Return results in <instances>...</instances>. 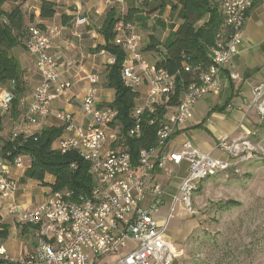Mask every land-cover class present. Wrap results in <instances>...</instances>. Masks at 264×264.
<instances>
[{
  "label": "built area",
  "instance_id": "1",
  "mask_svg": "<svg viewBox=\"0 0 264 264\" xmlns=\"http://www.w3.org/2000/svg\"><path fill=\"white\" fill-rule=\"evenodd\" d=\"M259 1L263 0H214L222 12L223 25L209 49L210 65L184 86L180 94L175 77L144 58L137 26L125 21L115 25L114 44L125 54L121 81L138 96L141 86L146 89L143 104L131 112L134 125L128 135L139 134L141 115L160 113L156 146L141 150L133 160L127 148L118 144L121 136L117 110L100 106L90 88L82 102V111L90 119V125L86 129L78 127L71 114L61 113L63 133L58 151L62 154L75 151L89 163V173L94 179L91 192L76 197L71 192H50L45 202L23 212L8 205L7 215L16 216L17 225L31 231L36 244L29 255L17 259L0 246V264H97L108 257L114 258L113 264H172L179 254L165 237L170 214L166 219L156 217L163 197L157 182L159 175L187 163V174L173 196L171 211L179 203L190 214L191 200L199 183L233 165L230 156L240 141L231 143L224 137L216 143L215 150L226 154L227 159L201 152L190 140L182 142L178 151H169L168 147L175 132L192 118L196 104L221 92L222 72L227 70L231 80L238 79L233 71L234 59L242 44L246 14ZM76 21L83 23L85 19ZM29 36L26 49L37 56V68L43 80L34 89L33 103L23 121L35 123L36 118L49 114L50 102L55 98L50 88L58 84L59 94L69 89L70 84L60 81L51 39L34 25L29 27ZM87 80L93 83L97 77L88 75ZM11 99L8 92L0 93V115L9 112ZM257 104L259 114L264 116L263 86L253 89V106ZM16 134L13 132L12 138ZM109 142L114 146L105 147ZM26 158L18 156L12 163L0 158L1 199L12 198L18 188L17 181L9 176V167L24 169ZM124 249L127 253L122 256Z\"/></svg>",
  "mask_w": 264,
  "mask_h": 264
},
{
  "label": "crops",
  "instance_id": "2",
  "mask_svg": "<svg viewBox=\"0 0 264 264\" xmlns=\"http://www.w3.org/2000/svg\"><path fill=\"white\" fill-rule=\"evenodd\" d=\"M41 1L26 0L22 5L25 26L28 30L31 23L40 25L42 32L51 39L52 52L56 56L58 71L61 75L60 81L68 82L70 88L58 94V84H54L50 88V93L55 95V98L50 102L49 114L44 118H36L35 123L24 122L23 116L33 103L34 89L42 82L43 77L37 68L36 55L29 53L24 46L12 48L10 54L24 72L27 92L18 107L19 115L16 118L11 116L10 111L1 115L0 149L2 142L9 140L13 132L29 136L40 132L44 127H63V121L59 117L61 113L71 114L74 124L78 127L86 129L90 125V119L82 111V102L89 89L93 88L96 101L100 106L108 105L114 99V91L106 87L104 79L105 67L112 63L113 57L105 51L96 50L97 47L105 44L101 33L103 22L110 12H113L117 18H121L130 9H142L141 3L146 0H46L55 4V15L51 19H40ZM63 16L66 18L62 19ZM83 18L85 19L83 23H77L76 20ZM132 22L138 26L141 51L149 43L150 37H153L159 43V52L163 53L164 43L177 31L182 19L179 8L173 11L171 6H167L161 12L152 15L145 12L135 13ZM159 52H143V56L146 61L155 64L160 58ZM233 71L238 75V79L231 80L227 70L222 72L221 92L218 95L207 96L196 104V106L200 104L201 108L204 104L207 105L206 116L193 114L192 118L175 132L168 147L169 151H178L182 142L190 140L201 152L212 154L220 139L228 137L229 142H238L254 133L255 125L260 122V114L256 106H253V89L258 86L264 87V0L257 2L246 14L242 44L239 54L234 59ZM88 75H95L97 80L93 83L89 82ZM5 92L8 91L0 86V93ZM195 126L197 129L205 128L207 137L193 135L192 130ZM58 142L59 139L54 142L52 146L54 150H58ZM113 146L114 143L109 142L105 147ZM24 163V169L13 166L8 169L9 176L17 183L29 165V159H24ZM163 176L164 174L161 173L159 178L162 179ZM46 181L51 183L53 179L46 177ZM181 181L176 184V189ZM171 184H168L169 187ZM37 185L39 184L33 181H27L23 185L18 183L19 195H14L8 200L0 197V217L3 219L6 216L12 219L11 227L8 226V238L11 232H14L16 236L14 224L17 225V217L6 213L8 205H13L23 212L25 211L23 207L32 205L37 196L40 195L44 199L48 195L49 198L50 189L38 188ZM164 198L163 192L161 206L166 203ZM157 219L162 218L157 217ZM12 228L13 231H11ZM29 234V236L24 235L28 239L19 238L17 255L11 253L3 244L0 243V246H3L7 253L16 259L29 255L36 244L31 231ZM128 247L131 248L132 244L129 243ZM126 253L127 249L121 251L122 256ZM114 262V258L108 257L101 259L97 264H113Z\"/></svg>",
  "mask_w": 264,
  "mask_h": 264
},
{
  "label": "trees",
  "instance_id": "3",
  "mask_svg": "<svg viewBox=\"0 0 264 264\" xmlns=\"http://www.w3.org/2000/svg\"><path fill=\"white\" fill-rule=\"evenodd\" d=\"M25 0H0V86L4 87L12 96L10 101V114L16 118L19 115L18 107L26 95L27 85L24 72L17 60L11 56L12 48L21 46L26 48L29 40L28 30L25 26L22 4ZM12 4L5 10L6 4ZM142 9H130L124 16L117 18L113 12L107 14L101 33L104 36V46L97 47L98 51H105L113 57V63L104 70L105 85L114 91V99L108 106L117 110L116 121L120 124L119 136L123 139L122 146L126 147L133 160L138 157L141 150H148L156 146V131L161 114L144 113L140 117V131L136 136H129V130L134 122L131 112L135 107L134 101L138 93L125 87L121 81L120 71L125 54L114 44V27L119 21L132 22L134 14L145 12L148 15L156 14L171 6L173 11L179 8L182 19L181 25L170 39L163 45V53L159 52V43L150 37L149 43L143 52H159L160 58L155 65L175 77L177 93L196 79L198 74L210 65L209 49L213 47L217 32L222 28L223 16L214 0H152L143 1ZM55 15V4L42 0L40 4V19H51ZM206 20L202 25L199 21ZM66 17L63 16L62 19ZM32 22V20L30 21ZM186 67L189 70H186ZM151 124V122H153ZM0 115V132H1ZM63 133V127H44L40 132L26 136L24 134L12 135L9 140L3 141L0 157L12 163L18 156H25L30 163L19 179L20 185L27 181L38 183L50 189V192H71L75 197L88 195L94 185V179L89 173V163L75 151L60 153L52 148L54 142ZM46 177H52L49 183ZM25 228V227H24ZM9 227L0 224V240H6Z\"/></svg>",
  "mask_w": 264,
  "mask_h": 264
},
{
  "label": "rangeland",
  "instance_id": "4",
  "mask_svg": "<svg viewBox=\"0 0 264 264\" xmlns=\"http://www.w3.org/2000/svg\"><path fill=\"white\" fill-rule=\"evenodd\" d=\"M11 7L12 4L8 3L4 9ZM205 20L206 16L198 25ZM145 92L141 86L139 97L134 101L135 107L143 104ZM259 105H255L256 108ZM206 107V104L202 108L200 104L195 106L193 114L206 116ZM259 117L254 133L241 140L239 147L233 150L230 156L233 165L199 183L191 200L190 214L179 203L171 211L172 199L177 193L176 184L187 174V163L173 166L171 173H163V178H158L166 203L156 216L166 219L170 214L165 237L179 254L172 264H264V116ZM192 131L195 136L207 137L203 127L197 129L195 126ZM121 142L122 138L118 141L120 146ZM212 156L227 159L226 154L216 150ZM169 183H172L170 187ZM18 189L19 186L14 195H19ZM47 198L48 195L44 199L39 195L32 205L23 209L34 210ZM3 223L11 227L12 219L0 217V224ZM14 225L18 238L11 232V236L0 243L17 255L19 238L28 239L30 231Z\"/></svg>",
  "mask_w": 264,
  "mask_h": 264
}]
</instances>
